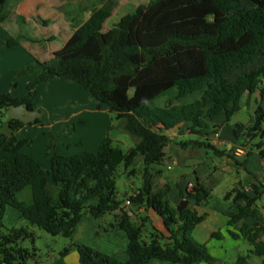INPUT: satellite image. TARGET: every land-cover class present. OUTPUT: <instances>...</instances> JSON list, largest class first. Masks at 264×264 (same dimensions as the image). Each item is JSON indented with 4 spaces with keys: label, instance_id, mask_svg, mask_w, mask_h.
Here are the masks:
<instances>
[{
    "label": "trees",
    "instance_id": "16d2710c",
    "mask_svg": "<svg viewBox=\"0 0 264 264\" xmlns=\"http://www.w3.org/2000/svg\"><path fill=\"white\" fill-rule=\"evenodd\" d=\"M9 1L0 0V25L8 18ZM116 7L114 0H108L94 9L63 48L39 64L40 70L29 66L16 71L17 78L32 70L36 73L24 97L0 93V116L7 117V133H0V264H29L36 258V249L31 252L23 246L24 242L35 241L28 227L5 228L7 207L19 212L30 226L67 239L85 214L101 219L120 212L107 230L126 233L128 261L71 243L61 256L75 249L80 264H147L151 260L220 264L207 246L193 237L204 217L190 206V200L197 207L204 206L212 191L195 177L193 187L181 193L182 201L174 208L168 196L170 187L155 191L152 167L166 158L171 143L168 133L185 124L191 125L190 134L197 138L181 143L182 148L224 156L226 151L212 144L211 121L223 114L230 121L240 111L244 97L254 94L259 96L254 123L251 127L239 124L234 134L244 140L246 157L257 152L264 160V0H147L106 29L105 23ZM19 44L20 39H0V50ZM55 78L83 87L94 102L107 106L115 115L118 128L136 139L135 146L120 159L126 168L142 160L143 184L127 198L133 207L155 211L163 220L166 234L153 229L149 241H145V224L133 222L122 209L116 149L109 134L113 126L97 152L72 156L57 153L58 136L50 131L46 154L51 157L49 171L22 151L27 141L20 140L18 132L26 124L10 119L8 110L20 105L38 110L42 117L28 125L50 130L46 112L33 103L37 87ZM198 92L201 98L189 104L169 101L164 107L150 106L163 97L184 99ZM232 158L245 167L247 161ZM249 186L250 193L244 191L245 187L226 193L230 208L225 215L229 226L237 227L253 247L251 254L264 257V221L258 208L264 186L255 178ZM28 188L31 199L21 200L20 194ZM250 218L255 220L254 225L247 223ZM230 235L240 237L232 231ZM250 259L249 254L241 255L235 264H250Z\"/></svg>",
    "mask_w": 264,
    "mask_h": 264
},
{
    "label": "crops",
    "instance_id": "0c3cea01",
    "mask_svg": "<svg viewBox=\"0 0 264 264\" xmlns=\"http://www.w3.org/2000/svg\"><path fill=\"white\" fill-rule=\"evenodd\" d=\"M32 9L33 7L31 6L20 8V11L16 12V16H14L13 22L10 23L8 28L13 32L14 35H18L20 43L25 44L29 51L34 52V54L40 53L39 55L46 57L45 60L48 61L55 52L59 51L63 47L59 48V46H54L49 50V52L46 53L45 49H43L39 45V40L37 39V34L39 31L38 29H40L38 21H44V19H42L44 9L38 6L35 8V10H39V13L37 15L38 18H36V20L34 18L28 17L24 13L25 10L31 11ZM53 10L54 9H51V13L47 16V21H52L51 26H53V28L55 26H57V29L65 28V23L61 21L63 19H61L58 14L53 18ZM8 18L0 26H7L9 24ZM66 24L68 25V23ZM68 40L69 38L65 40V44ZM28 78L30 82L27 84V86L36 78V73L34 72V70L32 72V75ZM53 82H56L55 84H58L63 88L61 89L62 91L59 92L53 91L54 94L52 93V98L56 99L59 96L65 98L67 96V103L71 104L70 110L72 114H70L71 112L67 114V116L69 115V120L74 119L75 117V119H79L85 113L89 114V118L87 119V121H79L80 125L89 136V140L86 142L84 139L80 138L76 140L66 141L63 143V146L56 147L57 153L64 156H72L80 154L84 151L97 152L100 143L105 139L109 127H111L114 123L113 121H110V112L108 107L95 103L92 96L88 92L84 93V91H82L81 88L83 87H81L80 85L77 84L78 86H80L77 87L71 83H67L65 79L63 80V78H55L47 83H42L37 87V95L33 103L35 108L47 112V110L43 108V105L40 103L41 100L42 102H45L46 92H50L51 88L49 89V86L54 84ZM27 86L26 93H24L23 95L17 96L13 93L11 94L19 98L24 97L27 94ZM44 86H47V88L43 92L41 91V88H44ZM73 93L75 95L76 93H78L77 95L79 96H68L72 95ZM201 96L202 93L199 92L187 96L186 98H184V100H186L184 104L192 103L200 99ZM167 98L168 97H163L162 99ZM172 98L175 102L176 97L173 96ZM258 101L259 96L257 94H254L252 96L247 95L242 101L240 111L235 114L230 121H226V116L224 114L217 117L214 121H211L212 144L215 145L219 150L226 151V154L222 157H218L210 152H206L197 148H182V146L180 145L181 143L187 142L189 140H195L197 138L196 136H194L195 138L191 139L193 135L190 134V124H185L181 128L168 133V137L171 143L166 149V158L163 163L154 165L152 167L154 172L156 173L155 191L164 189L167 186L170 187V191L168 194L169 200L171 205L174 208H177L182 201L181 193H186L190 189L195 180V177L199 179L202 185L211 190L212 194L216 185L226 181V175L224 176L223 173L225 170L238 171V177L233 189L248 187L251 184L253 178L257 179L261 183H264V160L259 156L257 152H253L249 158L246 157L245 148L242 147V143L244 140H238L234 134V131L239 124L246 125L247 127H251L253 125L255 120L254 113L258 106ZM168 102L169 101H165V103ZM83 105H89L90 107L81 109L80 107H82ZM68 119L67 121H59V123H63L66 125L70 124L69 126L73 127L74 132H78L76 126L71 125V121H68ZM242 119L246 120L242 121ZM48 120H50V118ZM59 123L50 121L49 127L53 128ZM5 128L6 131L4 133H7L6 125ZM40 128L41 127H36L35 125L26 124V126H24L18 132V138L20 140L27 141L26 145L22 148V151L37 160L46 171H49V168L51 167V157H44V152L48 147L49 137L45 138V146L43 148H37L35 139L32 138L30 134H28L31 131L43 129ZM136 142L137 141H135V144ZM73 145L78 146L74 148ZM77 147L82 148L77 149ZM171 147L172 151L169 150ZM43 149H45V151H43ZM232 156L239 158L241 162L247 161L245 167H241L235 160H233ZM169 166H172V168L169 169ZM177 168H182L180 173H177L174 176H169V173ZM241 173L243 174V178L242 176H240ZM244 175L246 177H244ZM140 188L141 187L134 186L133 188H131V191L129 193L124 195V203L122 205V209L124 211H127L131 215L133 222L137 224H145L143 239L145 241H149L150 234L152 233L153 229H156L165 234L166 229L161 217L152 209H146L145 207L136 208L132 205H126V199H128L127 197L137 193ZM263 199L264 196L261 200L258 201V208L261 218L264 221V217L262 216L263 206L260 207L259 205V202H261ZM194 204V201L190 200V206L194 207L198 214L204 217V220L193 231V237L197 242L205 244L209 250V253L215 259L220 261V264H228L227 261L232 257L236 248L247 242L240 235L239 229L237 227H232L228 224L229 219L225 215V212L230 208V203L225 200L224 196H222V198H215L214 195H212V197L206 202L204 206L197 207ZM119 214L120 212H116L106 215L101 219H95L91 215L85 214L74 230L72 236L68 239L71 242H77L83 245H87L104 254L116 257L122 262H126L129 259L126 253L129 245V240L126 233L120 230H107V228L111 224L116 223ZM18 216L19 217H17V220H19V222H22V220L25 221L20 214ZM247 223L250 225H254L255 220L250 218L247 220ZM231 231L239 235L240 237L238 239H234L230 235ZM217 234L221 237H216ZM251 249L253 250V248ZM53 257H55V253H53ZM54 259L55 264H69L70 259L72 260L73 264H80L79 255L76 252H72L67 257L61 260L56 258ZM147 264L172 263L163 262L160 260H151Z\"/></svg>",
    "mask_w": 264,
    "mask_h": 264
},
{
    "label": "rangeland",
    "instance_id": "374dc122",
    "mask_svg": "<svg viewBox=\"0 0 264 264\" xmlns=\"http://www.w3.org/2000/svg\"><path fill=\"white\" fill-rule=\"evenodd\" d=\"M108 0H10L7 6V12L9 14V24L7 26H0V39L6 40V39H18V35H14L13 32L8 28L11 22H13L14 16H16V12H19L20 8L23 7H33V9L25 10L24 13L31 18H38L39 10H35V8L41 7L44 9L43 18L44 21H47V16L51 13V9H54V16L53 18L58 14L59 17L63 20V23H65V28L57 29V26L53 28L51 26V20H48L47 23L44 21H38V25L40 29H38L37 39L39 40V45L45 49V52H49L51 48L54 46H59V48L63 47L65 44V40L67 38H70L72 33L75 31L76 28H78L80 25H82L91 15L92 11L94 9L100 8L105 2ZM117 3V7L114 10L112 16L107 20L105 23V28L110 29L118 22V20L121 18L122 15H124L127 12L133 11L136 9V7L140 4L147 3V0H114ZM47 9V10H46ZM38 20V19H37ZM66 22H65V21ZM68 23V25L66 24ZM67 42V41H66ZM38 46V47H40ZM40 53H35L29 51V49L26 47L25 44H19V46L14 48H7L3 47L0 50V93L2 94H15L17 96L23 95L26 93V86L30 82L29 76L32 75L33 70L26 76L17 78L16 71L26 68L29 66H32L36 70H40L39 64L46 62V57H43L39 55ZM35 72V71H34ZM64 80V79H63ZM66 81V80H65ZM51 86H49V89L51 88L50 92H46L45 95V102L41 100V103L43 105V108L47 110L48 123L50 124V121L57 122L59 121H67L69 118V114L71 112L70 105L67 103L68 97H58L56 99L52 98L53 91L59 92L62 91L61 87L58 84H55L56 82H53ZM67 83H71L68 82ZM77 87V84L71 83ZM47 88V86L44 88H41V91L44 92V90ZM84 93L86 91L81 88ZM48 91V89H47ZM50 93V94H49ZM76 95L73 93L71 96L78 97L79 95ZM130 95H134V90L130 91ZM258 95V94H257ZM43 97V96H42ZM41 99V98H40ZM176 101H173V98L168 97L167 99H160L156 103H150L151 107L160 106L164 107L168 103H165V101H170L171 103H177V104H184L186 100L184 99H175ZM183 103H182V102ZM96 103V102H95ZM186 104V103H185ZM89 105H83L80 107L81 109L89 108ZM50 113V114H49ZM72 114V112L70 113ZM89 114L85 113L82 115L79 119H68V121H71V125H75L78 129V132H74L73 127L59 123L58 125H55V127L50 128V130L47 127H41L43 129L31 131L30 134L32 138L36 141V147L37 148H43L45 146L44 140L45 138L49 137V141L51 140V132L56 134L58 136V142L57 146L61 147L63 146V143L69 140H76V139H84L86 142L89 140V136L86 134L82 126L80 125L79 121H87ZM110 121H113V128L110 130L109 134L111 139L113 140L114 148L116 149V163H117V190L119 193V197L123 199L124 195L129 193L131 191V188L135 187H141L143 184V178L140 173V170L142 169V160L138 159L137 164L133 167L126 168L125 165L121 162L120 155L126 154L132 147L135 146L136 139L131 136L129 133L123 131L122 129L118 128L119 122L116 120L114 114H109ZM246 119H242V121H245ZM7 123V117L6 116H0V133H4L6 131L5 125ZM54 124V123H53ZM70 127V128H69ZM45 128V129H44ZM51 131V132H50ZM195 137L192 136L191 139H194ZM74 146V145H73ZM78 146V145H76ZM74 146V148L76 147ZM82 147H77V149H81ZM172 151V147L169 149ZM45 151V149H43ZM44 157L49 158L47 154V148L44 152ZM211 153V152H210ZM252 160V159H251ZM46 168V167H45ZM50 169V168H49ZM182 168H177L169 173V176H174L177 173H180ZM128 170V172H127ZM135 171V174H132V172ZM128 173V174H127ZM224 176L226 177V181L219 183L214 187L213 194L215 198H219L222 196L225 197L226 193L233 190L235 186V182L238 177V171L236 170H225ZM240 176L243 178V174L241 173ZM244 177H246L244 175ZM51 179L49 178V184L51 185ZM31 190L28 188L24 190L20 194V199L24 201H29L31 199ZM260 207L263 206V214L264 217V199L259 202ZM18 212L10 207H7L4 218H3V224L5 228H19V227H28L35 235V241H27L23 243V246L25 248H28L31 252H34L36 249V258L35 260L30 261L29 264H55L54 258L56 259H63L65 257L61 256V253L63 250L70 246L71 243H77V242H71L69 239L64 238L62 236H52L45 231L39 229L35 226H30L29 223L26 221L19 222L17 220ZM253 248L250 246V243L245 242L244 244L240 245L236 248L234 251V254L232 257L227 261L228 264H235L237 261V258L241 255H251L250 264H264V257H258L253 254H251ZM72 252H76L75 249H73ZM53 253H55V257H53ZM77 253V252H76ZM122 256V255H121ZM58 260V261H60ZM73 264L72 260L70 259V263Z\"/></svg>",
    "mask_w": 264,
    "mask_h": 264
},
{
    "label": "water",
    "instance_id": "95a60500",
    "mask_svg": "<svg viewBox=\"0 0 264 264\" xmlns=\"http://www.w3.org/2000/svg\"><path fill=\"white\" fill-rule=\"evenodd\" d=\"M8 117L25 124H29L41 118L42 114L38 110H30L27 107L20 105L10 108L8 110Z\"/></svg>",
    "mask_w": 264,
    "mask_h": 264
},
{
    "label": "built area",
    "instance_id": "2783aa9c",
    "mask_svg": "<svg viewBox=\"0 0 264 264\" xmlns=\"http://www.w3.org/2000/svg\"><path fill=\"white\" fill-rule=\"evenodd\" d=\"M239 152H240V151H239ZM238 154H239V153H238ZM171 168H172V166H169V169H171ZM263 186H264V183H263ZM192 187H193V185H191L190 189H191ZM250 190H251L250 186L244 188V191L247 192V193H250ZM126 205H127V206L132 205L129 199H126Z\"/></svg>",
    "mask_w": 264,
    "mask_h": 264
}]
</instances>
